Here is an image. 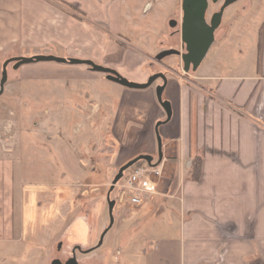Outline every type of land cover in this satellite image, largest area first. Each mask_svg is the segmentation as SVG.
Here are the masks:
<instances>
[{
	"label": "crops",
	"instance_id": "crops-1",
	"mask_svg": "<svg viewBox=\"0 0 264 264\" xmlns=\"http://www.w3.org/2000/svg\"><path fill=\"white\" fill-rule=\"evenodd\" d=\"M151 1L0 0V61L21 57L23 50L50 45L65 49L85 42L89 49L97 48L98 38L92 41L72 32L82 22L67 14L62 2L85 12L93 23L120 27L125 16L127 27L141 29L161 25L176 10L173 0L154 2L147 8ZM260 1L256 0L234 26L220 27L223 40L215 39L197 70L200 86L169 81L165 90L172 117L168 123L163 125L168 116L158 101L157 89L123 91L127 96L144 95V100L123 102L118 110L113 100L104 104L95 100L89 88L90 112L84 120L117 125L120 134V139L113 137L114 141L101 139L96 150L102 151L103 142L105 155H113L120 148L128 156L126 161L152 156L148 152L156 140L154 119L164 114L162 110L166 114L165 121L160 122L164 126L160 130L163 161L156 194L138 206L122 196L127 211H138L139 217L143 209L147 210L144 219L130 221V225L135 224L130 229L136 233H129L123 241L125 248L147 255V264H264V0L262 6ZM232 10L228 8L223 17ZM141 48L137 49L139 56L144 53ZM113 50L110 45L102 51L109 61L104 66L130 81L146 83L142 72L135 74L127 66L137 68L135 60L127 65L114 62L115 54L124 59L127 53ZM76 56L93 59L92 54ZM145 100L154 107L150 120L142 116ZM68 105L81 119L76 106ZM102 110V120L97 119ZM141 123H145L147 134L141 133ZM201 152V178L196 182L191 180L190 171ZM126 221V215L121 216L120 224Z\"/></svg>",
	"mask_w": 264,
	"mask_h": 264
},
{
	"label": "rangeland",
	"instance_id": "rangeland-1",
	"mask_svg": "<svg viewBox=\"0 0 264 264\" xmlns=\"http://www.w3.org/2000/svg\"><path fill=\"white\" fill-rule=\"evenodd\" d=\"M158 1L167 0H152L147 8ZM224 1L210 2L208 22ZM173 2L176 10L164 23L141 29L127 27L125 16L119 22L122 27L93 23L85 12L65 6L67 14L82 22L72 32L92 41L98 38V47L91 50L85 42L71 44L65 49L50 45L38 50H23L21 56L76 58V55L92 54L93 59L88 60L104 66L109 61L102 51L112 45L116 53L123 50L127 53L124 59H120V53L115 54L114 62L127 65L128 61L135 60L138 67L127 65L129 70L135 74L142 72L146 82L151 76L163 73L168 83L174 79L189 86H200L202 81L197 71L191 68L185 72L181 56H167L162 61L156 59L166 50L186 52L181 38L182 0ZM255 3L256 0L235 2L228 7L233 10L222 18L220 27L237 24ZM259 4L262 6L263 0ZM171 20L176 22V26L171 27ZM221 28L215 33V39L219 41L223 33ZM138 48L143 49V55L137 54ZM6 60L2 59L1 64ZM95 77L101 78L90 81L89 78ZM1 78L2 69L0 82ZM162 84V79H158L147 89L135 90L108 81L104 74L96 73L88 66L34 63L15 70L14 63L9 65L8 80L0 96V264H52L54 260L66 263L76 247H81L83 252L92 250L87 254L77 253L80 264H147V255L123 245L129 233H136L130 229L135 225H130V221L136 223L148 215L144 209L139 217L138 211H127V203L122 199L119 186L132 168L124 172L123 179L110 194V199L116 202L114 225L105 235L102 246L95 249L110 224L108 192L119 170L129 161L120 148L113 155H105L107 149L106 145L103 148V142L102 151L96 150L102 138L120 139L117 125L89 124L83 117L90 112L92 96L89 88L94 91L95 100L102 104L113 100L114 109L119 110L123 102L144 100V95L127 96L123 91L145 93ZM167 99L165 90L163 101ZM66 102L76 106L81 119L75 116L73 107L67 106ZM142 104L146 105L142 116L144 120H150L155 115L154 107H150L147 100ZM162 111L164 114L154 119V128L166 119ZM101 116H104L103 110L97 119ZM163 125L158 129L160 136ZM139 128L143 135L148 133L145 123L139 124ZM124 135L127 136L128 132ZM148 153L153 156V163H157V133ZM123 215L128 219L124 225L119 222ZM119 224L121 228H118Z\"/></svg>",
	"mask_w": 264,
	"mask_h": 264
},
{
	"label": "water",
	"instance_id": "water-1",
	"mask_svg": "<svg viewBox=\"0 0 264 264\" xmlns=\"http://www.w3.org/2000/svg\"><path fill=\"white\" fill-rule=\"evenodd\" d=\"M220 0H182L183 17L181 22V38L185 46V53H181L178 50H166L160 53L156 59L162 61L165 57L171 55H180L184 64V71L189 72L191 67L193 71H197L208 54L211 46L215 42V33L222 24L223 15L228 7L233 5L238 0H225L219 12L215 13L210 22L207 20V12L210 6V2L217 4ZM171 27L176 26V22H172ZM54 62L58 64L68 65H82L88 66L92 71L96 73L104 74L108 81L119 84L123 87L135 90H144L151 87L155 81L162 79L163 84L157 88V98L161 106L167 112L168 119L165 123H168L172 117V111L170 103L163 101V93L168 85V79L165 74L158 73L151 76L146 83H137L130 81L129 79L120 75L116 70L103 65H99L92 60L78 59V58H63L53 55H35L33 57H15L8 59L4 62L2 67V78L0 82V96L4 93L5 85L8 80V66L14 63V69L17 70L20 67L34 63ZM162 123L157 125V137H158V151L159 161L157 164H153L154 158L149 155H140L125 164L114 178L110 190L108 192V203H109V216L110 224L108 228L102 234L98 245L95 247L99 248L102 246L104 237L107 232L114 225V208L116 202L110 199L111 192L115 189L119 181L124 177V172L132 168L137 162L145 161L151 166H159L163 161V143L161 136L158 134V128ZM77 250L83 252L81 247H76ZM76 249L73 250V256L65 264H80L77 260ZM92 251V250H91ZM91 251H84L87 254ZM52 264H63L60 260H54Z\"/></svg>",
	"mask_w": 264,
	"mask_h": 264
},
{
	"label": "built area",
	"instance_id": "built-area-1",
	"mask_svg": "<svg viewBox=\"0 0 264 264\" xmlns=\"http://www.w3.org/2000/svg\"><path fill=\"white\" fill-rule=\"evenodd\" d=\"M161 176L159 166H151L147 162L131 170L120 184L122 195L131 205L138 206L156 194V178Z\"/></svg>",
	"mask_w": 264,
	"mask_h": 264
},
{
	"label": "trees",
	"instance_id": "trees-1",
	"mask_svg": "<svg viewBox=\"0 0 264 264\" xmlns=\"http://www.w3.org/2000/svg\"><path fill=\"white\" fill-rule=\"evenodd\" d=\"M61 2V1H60ZM64 5H66L67 7H69L70 9L77 11V7L70 5L68 3L62 2ZM203 157H204V153L201 152L199 155L196 156V158L194 159L193 163H192V168L190 171V178L192 181H199L201 178V170H202V162H203ZM143 163H145V161H139L137 162L133 167H137L139 165H142Z\"/></svg>",
	"mask_w": 264,
	"mask_h": 264
},
{
	"label": "flooded vegetation",
	"instance_id": "flooded-vegetation-1",
	"mask_svg": "<svg viewBox=\"0 0 264 264\" xmlns=\"http://www.w3.org/2000/svg\"><path fill=\"white\" fill-rule=\"evenodd\" d=\"M220 9H221V8H220ZM220 9H219L217 12H219ZM217 12H215V13H217ZM215 13H214V14H215ZM214 14H213V15H214ZM213 15H212V16H213ZM211 18H212V17H211ZM211 18H210V20H211ZM182 54H183V53H182ZM178 56H180V55H178ZM181 58H182V57H181ZM182 61H183V60H182ZM191 68H192V67H191ZM78 252H79V250L76 249V255H77ZM80 253H83V252H80ZM72 255H73V253H72ZM63 264H65V263H63Z\"/></svg>",
	"mask_w": 264,
	"mask_h": 264
}]
</instances>
